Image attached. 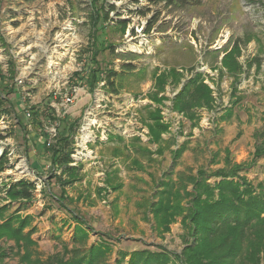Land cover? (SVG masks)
Masks as SVG:
<instances>
[{"label":"rangeland","instance_id":"rangeland-1","mask_svg":"<svg viewBox=\"0 0 264 264\" xmlns=\"http://www.w3.org/2000/svg\"><path fill=\"white\" fill-rule=\"evenodd\" d=\"M101 8L112 18L110 25L127 21L125 31L94 32L92 20ZM95 33L114 45L99 48L96 62L121 74L117 94L102 81L91 89L74 75L92 67ZM234 47L241 68L232 75L221 59ZM124 64L135 69L125 71ZM190 68V76L204 75L215 98L213 109L198 110L195 126L171 108L182 83L168 79L159 93L167 97L161 105L147 98L156 75L175 69L185 78ZM0 72V112L8 110L0 115V154L8 158L0 188L22 179L35 184L33 198L10 203L4 216H31L24 231L32 230L33 258L57 253L67 259L77 218L88 233L77 245L82 250L101 241L112 244L106 264H117L120 250L160 246L180 253L181 217L159 234L147 211L167 173L176 178L179 172L214 170L228 159L230 166L252 164L241 174L264 185V155L255 157L264 139V0H0ZM71 93L73 102L66 103ZM156 107L169 124L159 144L149 142L145 125L148 109ZM226 109L231 115L223 119ZM73 123L76 180L62 175L53 159L58 137ZM181 144L186 149L174 160L172 151ZM110 177L118 189L107 187ZM6 203L0 199V206ZM0 245L8 253L6 264H24V250L13 240L2 238Z\"/></svg>","mask_w":264,"mask_h":264},{"label":"trees","instance_id":"trees-1","mask_svg":"<svg viewBox=\"0 0 264 264\" xmlns=\"http://www.w3.org/2000/svg\"><path fill=\"white\" fill-rule=\"evenodd\" d=\"M114 8L112 6L110 10ZM101 10L100 15L97 14L92 20L94 32L98 30L106 34V29H115V27L122 32L125 31L127 21L117 20L115 26H112L108 23L112 20L109 13L104 8ZM95 34L92 35L94 42L91 45L94 48L90 57L92 67H88L85 75L79 72H74V75L81 77V83L89 82L91 89L102 81L107 91L117 94L121 87L117 83L121 74L112 67L104 68L96 62V53L99 48L112 50L114 45L107 46L103 40L98 39L97 33ZM238 55L239 50L234 47L221 59V66L232 75L241 68L237 60ZM122 68L130 72L135 69V66L124 64ZM192 70L193 68L188 70L189 74L185 78L182 72L175 69L156 75L155 89L148 94L147 98L161 105L167 97L160 96L159 93L164 91L168 79L175 86L182 83L181 88L172 98L171 108L186 118L191 126H195L200 120L198 110L213 109L215 98L204 75L201 72H195L190 76ZM138 72L144 73L141 69ZM8 74L10 76L15 74L14 65L10 64ZM183 78L184 80L181 81ZM140 79L143 78L140 77ZM4 86L8 92L14 91V88ZM2 113H8V110L2 108L0 115ZM148 113L145 125L148 128L149 142L159 144L163 141L162 134L169 132V124L163 121L160 107L148 109ZM229 115H231V109H226L223 119ZM32 116H36L34 110H32ZM77 125L78 123H73L66 136L58 137L59 148L55 150L57 156L54 154L53 157L57 167L62 170L61 174L72 180H76L79 176V167L71 164L73 163L71 135L75 133ZM2 138L0 134V139ZM260 143L256 147L255 157L264 155V139ZM185 149L186 145L181 144L173 150L174 160L178 159ZM225 162L227 166L222 168L214 170L199 168L194 173L179 172L176 178H173L171 173H167L166 178L159 180L161 188L155 195L157 199L149 200L147 204V211L151 213L155 229L159 234L168 232L169 225L177 217H181L184 233L183 248L180 253L168 251L160 246H157L156 250L149 248L120 250L117 264H121L126 258V264H264V185L261 182L254 185L246 175L241 174L247 165L252 164L230 166L228 159ZM7 164L8 158L4 152L0 154V171H4ZM189 184L190 189L187 188ZM107 187L116 190L120 186L110 177L107 180ZM34 189L35 184L25 179L3 184L0 188V193H4L0 199L8 200V203L0 206V217H4L0 223V239L13 240L18 249L24 250L21 262L24 264H106L107 255L112 249L110 242H97L85 250L77 246L86 240L88 234L83 223H80V218H77L78 221L75 219L77 224L73 227L72 238L75 247L72 248V253L67 259L57 253L46 260L33 258L32 247L35 242L30 238L32 230L24 231L30 225L31 216L21 217L16 213L4 216V213L9 204L14 201H30L33 198ZM63 247L66 248L65 244ZM7 256V251L0 245V264H6L4 260Z\"/></svg>","mask_w":264,"mask_h":264},{"label":"built area","instance_id":"built-area-1","mask_svg":"<svg viewBox=\"0 0 264 264\" xmlns=\"http://www.w3.org/2000/svg\"><path fill=\"white\" fill-rule=\"evenodd\" d=\"M73 99H74V95H72V93H71L70 96H66V98H65V102H66V103L73 102ZM26 115L29 116V112H27Z\"/></svg>","mask_w":264,"mask_h":264}]
</instances>
